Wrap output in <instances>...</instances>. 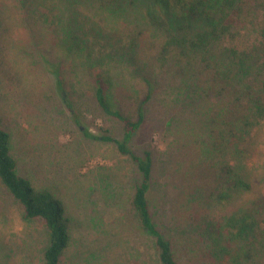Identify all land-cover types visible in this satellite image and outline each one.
Wrapping results in <instances>:
<instances>
[{"label":"rangeland","instance_id":"374dc122","mask_svg":"<svg viewBox=\"0 0 264 264\" xmlns=\"http://www.w3.org/2000/svg\"><path fill=\"white\" fill-rule=\"evenodd\" d=\"M110 2L0 0V121L18 172L66 207L71 239L61 264H161L131 203L142 180L138 164L102 139L123 141L125 125L97 105L98 73L111 78L114 108L132 119L154 84L127 147L139 156L151 151L149 207L180 264H264V105H256L257 98L264 104V0H235L241 9L227 31L193 59L175 41L195 29L167 16L152 20L144 7L161 10L152 0ZM221 58L250 68L239 74L219 63L231 77L220 96L204 91V66ZM60 76L75 110L60 95ZM227 106L245 112L240 119L248 115L233 135L217 119ZM225 164L250 188L220 184ZM230 218L238 237L225 257L214 250L225 239L217 228ZM47 244L44 220H25L0 180V264H44Z\"/></svg>","mask_w":264,"mask_h":264},{"label":"trees","instance_id":"16d2710c","mask_svg":"<svg viewBox=\"0 0 264 264\" xmlns=\"http://www.w3.org/2000/svg\"><path fill=\"white\" fill-rule=\"evenodd\" d=\"M115 0H111V5ZM137 3V0H132ZM154 6L158 7L160 12L151 11L147 6V15L152 20L158 16L170 17L171 20L177 21L181 26L183 24L188 26V29L194 30L195 35L190 39L175 41L180 44L182 51L178 48L180 55H188L189 59H193L196 52L205 51L208 53L211 49L213 42L218 40L220 36L227 31L228 23H232L233 18L231 14L235 10L241 9V6H235V0H152ZM119 9V6H114V12ZM126 9V8H124ZM130 11L127 8V12ZM163 14H160V13ZM188 32V31H187ZM190 43V44H189ZM210 48V49H209ZM209 49V50H208ZM183 52V54H182ZM219 63H228L226 69L230 72L233 68L237 69L239 74L247 73L249 65L245 60L241 62L229 60L225 62L222 58L216 64L212 62L206 63L204 70L206 72V82H204V91L207 93L215 91L219 95L224 94V90L230 80V73L220 70ZM238 66V67H237ZM149 82V81H148ZM60 95L67 99L68 105L72 110H75L74 102L71 100V93L66 87V81L60 76L57 80ZM149 91L145 95L142 104L138 108V117L132 119L124 115L119 109L114 108L111 98V78L105 74L98 73L94 77V98L97 105L108 114L116 116L125 125V137L123 141H119L111 135L102 136V139L108 141H115L118 144L120 151L123 154H131L133 159L137 162L138 167L142 173L141 182L135 187L131 203L132 207L138 217L140 226L144 233H147L155 238L156 246L159 251V261L161 264H180L174 245L169 238H166L161 230L156 225L150 207L148 192L151 186L153 158L151 151L146 150L144 156H139L133 153L128 147L127 142L133 136L135 131L141 126L145 120V113L143 104L147 102L154 90L153 82H149ZM249 97L251 98V93ZM210 94V93H209ZM220 95V96H221ZM241 101V98H239ZM261 99L257 98V107L261 109ZM255 105V106H256ZM222 114H219V124L224 125L228 130L233 133L235 129L241 127L244 118L240 119L242 113L238 112V108L233 109L232 106H227ZM224 116V117H222ZM227 116H231L229 120ZM224 119V121H222ZM75 121L82 125L78 116L75 115ZM241 132V130H240ZM86 135L99 138L97 135L85 130ZM232 144V143H228ZM222 174V175H221ZM219 174V182L230 190L249 189L250 184L242 179L238 172L229 165L225 164L221 168ZM0 180L12 193L14 198L23 207V218L25 220H32L35 218L43 219L48 230V244L44 249V264H61V256L65 249L70 244V219L68 217L66 207L61 199L54 195L48 188H37L30 178L21 175L17 169V160L11 153V133L8 129L4 128L0 121ZM238 228L237 218H230L224 225H220L217 231L220 236H225L223 244H216L220 247L215 254L222 256H233L232 246L234 240L238 237V232L233 230ZM246 225L242 224L241 229H246ZM231 228V230H230ZM232 259H234L232 257Z\"/></svg>","mask_w":264,"mask_h":264}]
</instances>
